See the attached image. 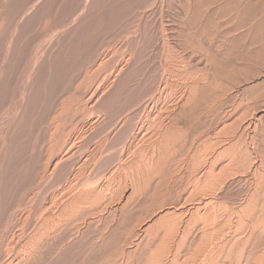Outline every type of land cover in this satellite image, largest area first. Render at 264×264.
I'll list each match as a JSON object with an SVG mask.
<instances>
[{"label": "rangeland", "instance_id": "1", "mask_svg": "<svg viewBox=\"0 0 264 264\" xmlns=\"http://www.w3.org/2000/svg\"><path fill=\"white\" fill-rule=\"evenodd\" d=\"M263 97L264 0H0V264H147L146 245L142 244L140 250L135 249L142 227L160 210L178 209L179 206L181 209L194 207L201 202L200 199L205 198L206 194L204 191L201 194L195 192L197 188L192 183L193 172H202L212 161H217L220 165L227 161V156L234 155V152L226 153L224 161L223 152L220 160V153L217 152L224 151V147L231 145L235 137L236 144L239 143L236 149L242 144L238 153L242 157L247 156L246 159L250 158L245 163L249 168L244 165V170L238 168V172L232 169V174H229L226 169L231 164L227 163L228 167L222 166L224 169L227 167L226 171L223 168L221 170L225 173L218 171L217 175L220 178L224 174L229 175L224 180L221 179L220 184L217 183L218 188L206 193L217 198V203L222 205V208L219 206L221 209L217 208L219 218L220 215L225 216L219 222L218 219L216 223L212 221V225L216 224L214 226L218 228L217 223L223 222L224 225L228 216L231 219L221 229L224 232H215L214 235L217 233L216 236H220L213 237L210 241L213 246H209L213 248L215 244L225 245L232 235L239 241L233 242L236 246L226 243V246L231 244V253L223 245L226 251H223V247L222 251L218 250V245V249L214 247L215 252L208 246L207 254L220 253L222 256L219 258V254L218 258L222 264H264ZM186 100L188 103L185 105L182 101ZM155 102L158 107L164 105V102L167 105L170 103L169 106L175 105L171 109V115L177 122L170 116L172 120L166 118L167 123L164 125L173 127L171 124H178L176 129H180L181 133L179 130L175 133L180 134V139L176 140L177 146L173 144L176 152L174 148L171 149L173 142L170 146V150L174 151L170 152L173 161L168 159V154L167 159L170 161L165 160L167 163L161 165L164 167L161 172H156V176L154 173L147 174L148 178L146 176L144 181L140 180L142 183L136 182L137 178L129 171L119 169L121 164H127L133 159L132 155H127L132 154L128 152V145L133 141V134L138 131V127L147 120L149 108ZM228 121L232 124L229 125ZM224 122L229 124L223 132L219 129L225 128L222 126ZM147 126V137L153 134L152 137L148 140L141 138L133 145L143 144L138 147L151 152L158 140L154 135L155 128L158 127ZM238 135L242 137L238 138ZM207 136L210 137L207 139ZM202 138H206V143ZM143 139L146 145L141 142ZM173 141L175 143V139ZM198 142L201 143L197 144ZM203 143H208L206 146L209 147H203ZM199 147L203 148L200 154ZM204 149L207 151L204 152L205 155ZM201 154L207 157L205 163L204 156H201L204 166L199 160L195 161L196 158L200 159ZM126 156L129 157L125 159ZM215 156L218 157L214 161ZM197 161L199 166L194 167L198 164ZM89 162L90 166H87ZM255 168L259 169V174L253 170ZM113 170L115 174L112 173ZM254 173L258 174L257 177ZM91 175L93 178H90ZM87 179L89 185L92 183L91 189L106 186V198H103L105 201H97L99 204L96 201H86L80 207L81 214L74 213L75 218L57 219V227L48 231L47 235H42L33 248L29 244L30 239L40 230V226L41 229H46L49 215L56 216L59 208L64 206V203H60L68 199V193L72 190L67 191L68 184L69 188H74V196L75 192L87 187L83 185ZM257 180L260 181L259 188L263 190L258 188ZM79 185L83 188H79ZM76 186L79 191H74ZM61 189L66 198L60 196ZM255 189L253 194L259 198L253 218H246L247 221L244 222L237 221L238 216L234 212L245 204V200L251 197ZM129 192L133 194H128ZM52 200L56 204L61 201L57 204L60 207ZM180 218L178 224L175 221L178 226L183 222L180 221L182 217ZM240 222H246L243 225L247 227ZM237 224H241L246 230ZM195 225L193 229L191 227L194 236L195 233L199 235V230H202L198 225L194 229ZM252 232L255 234V237L252 235L253 238L250 236ZM174 233L171 232L173 237L170 239L176 242L175 238L179 234L176 233L174 237ZM241 234L242 237L239 238ZM188 239V244L189 241L195 244H190V248L194 247L193 252L187 249L189 246L186 242L184 248L186 254L190 251L194 253L193 260L198 256L194 252L197 250L194 241L200 239ZM241 242H244L243 245ZM176 246L173 247L174 251ZM171 249L172 246L163 259L171 260L176 254ZM181 249V252H185L183 247ZM238 249L241 251L238 252ZM178 252L180 254V250ZM184 252L180 254L181 257L186 256ZM191 252L187 255H191ZM207 254L198 257L202 262L197 258L198 261L194 259L192 263L209 262ZM190 257L186 256L188 260ZM223 258L225 261H222ZM240 258L241 263L237 261ZM184 259L183 257L179 264ZM188 260L184 261L185 264Z\"/></svg>", "mask_w": 264, "mask_h": 264}, {"label": "bare ground", "instance_id": "2", "mask_svg": "<svg viewBox=\"0 0 264 264\" xmlns=\"http://www.w3.org/2000/svg\"><path fill=\"white\" fill-rule=\"evenodd\" d=\"M221 4V3H220ZM35 5V4H34ZM253 5V4H252ZM144 6V5H143ZM222 6V5H221ZM202 7V6H201ZM197 8V7H196ZM207 8V7H206ZM139 9V8H138ZM148 9V8H147ZM26 10V9H25ZM157 10V9H156ZM226 10V9H225ZM200 13V12H199ZM139 17V16H138ZM148 17V16H147ZM7 18V17H6ZM2 19V18H1ZM12 19V18H11ZM22 19V18H21ZM218 20V19H217ZM141 21V20H140ZM20 22V21H19ZM18 23V22H17ZM131 31V30H130ZM147 31V30H146ZM248 31V30H247ZM133 32V31H132ZM125 34V33H124ZM146 34V33H145ZM248 34H249V32H248ZM121 38V37H120ZM147 38V37H146ZM145 38V39H146ZM131 40V39H130ZM9 42V41H8ZM197 42V41H196ZM46 49V48H45ZM143 51V50H142ZM143 55V54H142ZM145 58V57H144ZM139 63V62H138ZM198 64V63H197ZM2 65V64H1ZM31 65V64H30ZM101 65V64H100ZM13 67V66H12ZM140 68V67H139ZM148 70V69H147ZM122 72V71H121ZM83 73V72H82ZM180 74V73H179ZM84 76V75H83ZM82 76V77H83ZM193 76V75H192ZM134 77V76H133ZM176 77V76H175ZM181 78V77H180ZM186 78V77H185ZM131 79V78H130ZM179 79V78H178ZM195 79V78H194ZM152 80V79H151ZM184 80V79H183ZM25 81V80H24ZM80 81V80H79ZM79 81H77V82H79ZM186 81V80H185ZM205 81V80H204ZM209 81V80H208ZM50 82V81H49ZM127 83V82H126ZM147 83V82H146ZM78 84V83H77ZM116 84V83H115ZM172 84V83H171ZM188 84V83H187ZM81 85V84H80ZM141 85V84H140ZM43 86V85H42ZM189 86V85H188ZM194 86H196V85H194ZM218 86V85H217ZM8 87V86H7ZM40 87V86H39ZM75 87V86H74ZM156 87V86H155ZM164 87V86H163ZM197 87V86H196ZM202 87V86H201ZM208 87V86H207ZM224 87V86H223ZM228 87V86H227ZM232 87V86H231ZM251 87V86H250ZM186 88V87H185ZM191 88H193V87H191ZM190 88V89H191ZM218 88V87H217ZM194 89H195V87H194ZM197 89V88H196ZM195 89V90H196ZM215 89V88H214ZM46 90V89H45ZM78 90V89H77ZM229 90H231V89H229ZM27 91V90H26ZM106 91V90H105ZM144 91V90H143ZM163 91V90H162ZM145 92V91H144ZM193 92V91H192ZM195 92V91H194ZM45 93V92H44ZM114 93V92H113ZM151 93V92H150ZM185 94V93H184ZM191 94V93H190ZM189 94V95H190ZM196 94V93H195ZM22 95V94H21ZM64 95V94H63ZM176 95V94H175ZM194 95V94H193ZM220 95V94H219ZM222 95V94H221ZM14 96V95H13ZM68 96V95H67ZM84 96V95H83ZM177 96V95H176ZM192 96V95H191ZM48 97V96H47ZM72 97H74V96H72ZM149 97H150V95H149ZM154 97V96H153ZM170 97V96H169ZM188 97V96H187ZM217 97V96H216ZM224 97V96H223ZM232 97V96H231ZM164 98V97H163ZM173 98H175V96L173 97ZM193 98V97H192ZM192 98H190V99H192ZM264 98V97H263ZM20 99V98H19ZM168 99V98H167ZM176 99V98H175ZM190 99H187V100H190ZM217 99H219V98H217ZM49 100V99H48ZM144 100V99H143ZM142 100V101H143ZM159 100V99H158ZM187 100L184 102V101H182L184 104L186 103H188L187 102ZM193 100V99H192ZM214 100V99H213ZM233 100V99H232ZM85 101V100H84ZM141 101V102H142ZM212 101V100H211ZM15 102H16V100H15ZM37 102V101H36ZM44 102V101H43ZM74 102V101H73ZM87 102V101H86ZM158 102V101H157ZM157 102H155V104H153L150 108H149V112H148V117H147V120L145 121V123H143V125L140 127H138V131L135 133V132H133V133H135V134H133L134 135V137H133V141L130 143V145H128V152H130V153H132V154H127V155H129V156H131L132 155V157H133V159L131 158L130 160V162L129 163H127V164H121V168L119 169L120 171L121 170H126V171H129L130 173H131V175L132 176H134V177H136L137 178V181L136 182H141L142 180L141 179H143V181H144V179L146 178V176H147V178H148V176L149 175H147V174H155L156 172L158 173V171H160L161 172V169L162 168H164L163 166H161V165H163V164H166L167 162L166 161H170V160H168L169 158H171V156H170V152H176V150H175V147H174V145L176 144V142H178V141H176V140H179L180 138H179V136H178V134H176L175 133V131H177V130H179V132L181 133V131H180V129H176V126L178 125H175V124H171L173 127H171V126H166V124L164 125V123L166 122V118L168 119V118H170V116H172L171 115V109H174L175 108V105L174 106H169V105H171L170 103H169V105H167V104H165V102H164V105H162L161 107H158V104H157ZM159 102H160V100H159ZM173 102H174V100H173ZM176 102H178V101H176ZM175 102V103H176ZM232 102V101H231ZM100 103V102H99ZM138 103V102H137ZM140 103V102H139ZM145 103V102H144ZM152 103H154V102H152ZM180 103V102H179ZM182 103V104H183ZM217 103V102H216ZM28 104V103H27ZM59 104V103H58ZM75 104V103H74ZM103 104V103H102ZM119 104V103H118ZM141 104V103H140ZM174 104V103H173ZM172 104V105H173ZM184 104H183V106H184ZM185 104V105H186ZM222 104V103H221ZM62 105V104H61ZM66 105V104H65ZM100 105V104H99ZM99 105H98V107H99ZM111 105V104H110ZM146 105V104H145ZM144 105V106H145ZM17 106V105H16ZM36 106V105H35ZM136 106V105H135ZM181 107V109L183 110V108L184 107H186V106H184V107ZM188 106V105H187ZM240 106V105H239ZM138 107V106H137ZM146 107V106H145ZM177 107H178V105H177ZM238 107V106H237ZM237 107H236V109H237ZM41 108V107H40ZM60 108V107H59ZM101 108H102V106H101ZM134 109H135V107H133ZM187 108V107H186ZM5 109H7V108H5ZM58 109V108H57ZM78 109V108H77ZM105 109V108H104ZM129 109V108H128ZM181 109H179L180 111H182ZM222 109V108H221ZM11 110V109H10ZM101 111H102V109H100ZM123 110V109H122ZM142 110V109H141ZM35 111V110H34ZM109 111V110H108ZM144 111V110H143ZM176 111H177V109H176ZM179 111V112H180ZM198 111V110H197ZM237 111V110H236ZM138 112V111H137ZM178 112V111H177ZM71 113V112H70ZM128 113V112H127ZM134 113V112H133ZM143 113V112H142ZM218 113V112H217ZM236 113V112H235ZM32 114V113H31ZM56 114V113H55ZM60 114V113H59ZM105 114V113H104ZM126 114V113H125ZM178 114V113H177ZM240 114V113H239ZM6 115V114H5ZM29 115V114H28ZM58 115V114H57ZM78 115V114H77ZM110 115V114H109ZM118 115V114H117ZM135 115V114H134ZM133 115V116H134ZM175 115V114H174ZM210 115V114H209ZM230 115V114H229ZM30 116V115H29ZM49 116V115H48ZM63 116V115H62ZM67 116V115H66ZM131 115H129V117H130ZM141 116V115H140ZM175 116H177V115H175ZM174 116H172V119L174 120V121H176L175 120V117L173 118ZM179 117V116H178ZM228 117V116H227ZM235 118V117H234ZM121 119V118H120ZM130 119H131V117H130ZM171 119V118H170ZM171 119V120H172ZM178 119V118H177ZM226 119V118H225ZM224 119V120H225ZM64 120V119H63ZM109 120V119H108ZM129 120V119H128ZM136 120V119H135ZM52 121V120H51ZM71 121V120H70ZM130 121V120H129ZM144 121V120H143ZM229 121H230V118H229ZM228 121V122H229ZM72 122V121H71ZM132 122V121H131ZM133 122H134V120H133ZM173 122V121H172ZM171 122V123H172ZM177 122V121H176ZM175 122V123H176ZM179 122V121H178ZM185 122V121H184ZM218 122V121H217ZM230 122H232V121H230ZM229 122V123H230ZM76 123V122H75ZM167 123V122H166ZM169 123V122H168ZM174 123V122H173ZM187 123V122H186ZM228 123V124H229ZM234 123V122H233ZM108 124V123H107ZM183 124V123H182ZM228 124L226 123V122H224L223 124H222V126H223V128L224 129H222V127H220V131H225L228 127ZM232 123H230L229 125H231ZM68 125V124H67ZM130 125H131V123H130ZM147 125H149V126H151L150 128H152V126H157L158 128H155V127H153V128H155L156 130V132L154 133V135H155V137L157 136V141L154 143V142H151V143H154V145L152 146V150H150L151 152H147V150L144 148H142L141 146L143 145H141L140 143V145L141 146H139L138 147V145L139 144H135V145H137V147L135 146V145H133L135 142L136 143H138L137 141H140V139L141 138H145V140H148L150 137H152V132H151V134L152 135H150V137H147V136H149V134L148 133H146L147 131H148V126ZM4 126V125H3ZM54 126V125H53ZM124 126H127V125H124ZM147 126V127H146ZM234 126V125H233ZM114 127V126H113ZM121 127V126H120ZM133 127V126H132ZM246 127H248V126H246ZM55 128V127H54ZM123 128V127H122ZM174 128V129H173ZM114 129V128H113ZM120 129V128H119ZM158 129V130H157ZM161 129H163L162 131H161ZM222 129V130H221ZM230 129V128H229ZM239 129V128H238ZM127 130V129H126ZM149 130H151V129H149ZM1 131V130H0ZM203 131V130H202ZM230 131V130H229ZM232 131V130H231ZM244 132V131H243ZM129 133H131V132H129ZM128 133V134H129ZM220 133V132H219ZM236 133V132H235ZM96 134V133H95ZM220 134H222V132L220 133ZM229 134V133H228ZM62 135V134H61ZM120 135H122L121 134V131H120ZM126 135V134H125ZM175 135H177V137L175 136ZM180 135V134H179ZM181 135H183V134H181ZM225 135V134H224ZM56 136V135H55ZM119 136V135H118ZM129 136H131V135H129ZM240 135H238V138H241L242 136H240ZM59 137V136H58ZM147 137V138H146ZM154 137V136H153ZM181 137V136H180ZM185 137V136H184ZM208 137H210V136H207V139H208ZM233 137V136H232ZM177 138V139H176ZM179 138V139H178ZM183 138V137H182ZM193 138H194V136H193ZM75 139V138H74ZM104 139V138H103ZM152 139V138H151ZM150 139V140H151ZM175 139V143H174V140ZM196 139V138H195ZM88 140V139H87ZM116 140V139H115ZM121 140V139H120ZM144 139L141 141V142H143V141H145ZM181 140H183V139H181ZM187 140V139H186ZM191 140H192V138H191ZM202 140H203V138H202ZM202 140H201V142H202ZM205 140H206V138H205ZM205 140H203L204 142H205ZM230 140V139H229ZM236 137H235V139L233 140V143L235 142V144L233 145V143H231V145L230 144H228V145H230V146H228L227 145V148L226 147H224V149H221V150H224V151H220V152H217V153H220V154H218V156L220 157L218 160H220L221 159V156H222V154H224L223 156H222V160L226 157V153H232V152H234L235 154L234 155H229V156H227L228 157V160L226 161H224V163L223 164H219L217 161H215L214 159H216V157H218V156H215L214 158H213V160L215 161V162H213L212 160V162L210 163V165H207L208 167L207 168H205V170H203L202 172L200 171L199 173H198V171L197 172H193L194 174H192V175H194V182H192L193 184L195 183L196 185H194V188L196 187L197 189H196V191L195 192H197L198 191V193H203L202 191H204V194H206V196H205V198H202V199H200L201 200V202H199L196 206H194V205H192V206H194V207H187V208H183V209H181V207L179 208L178 207V209L177 208H169V209H167L166 208V210H164V211H162V210H160L161 212H159V213H157V211L155 212V213H157L152 219H151V221H149L148 223L146 222V224L142 227V234H141V236H140V238L138 239V241H137V244H136V247H135V249H136V251H137V249H139L141 246H142V244H144V245H146L145 247H147V259L145 260L146 261V263L147 264H179L180 263V260L184 257L185 259L184 260H182L181 261V264H185V262H187V258L189 257V256H191L189 259L190 260H188L189 262L187 263V264H191L192 263V261H195V260H197L198 261V259L200 258L199 256L201 255V256H203V255H205V254H207V251H208V246H209V244H210V246L212 245L213 246V244H211V240H213L214 238L213 237H217L218 238V236H220L219 234L221 233V231L223 230V226H225L226 224V222H228V219L230 218V216H228L229 218L228 219H226L225 220V222H224V225H223V222L222 223H217V224H219L218 225V228L216 227L215 228V226L214 225H216V224H214V225H212V221H214V223H216L215 221H217V219H218V222H219V219L220 218H222L223 219V217H225V216H223V217H221V215H220V218H219V216H218V212H219V209H217L219 206L222 208V205L220 204V203H217V198H214V196H212L210 193L209 194H207L208 193V191L210 190V192L212 191V189L213 190H215V188L217 187V183L218 184H220L219 182H221L222 180L221 179H223L224 177H227L229 174H232L231 172L233 171L232 169H234V170H237L238 168H239V170L240 169H242V170H244L243 168H245L246 167V161H248L249 159H246L247 158V156H245V157H242L241 156V154L240 153H238V149H239V147L242 145L241 143V145L238 147V149H236L237 147V144L239 145V143L237 142V144H236ZM118 141V140H117ZM184 141V140H183ZM188 141V140H187ZM200 141V140H199ZM238 141H239V139H238ZM85 142V141H84ZM127 142V141H126ZM148 142V141H147ZM150 142V141H149ZM173 142V143H172ZM195 142V141H194ZM200 142V143H201ZM209 142H211V141H209ZM208 142V143H209ZM144 143V142H143ZM146 143V142H145ZM144 143V144H145ZM150 143V144H151ZM171 143H172V145H173V147L171 148V149H173L174 148V151H171L170 150V146H172L171 145ZM184 143V142H183ZM187 143V142H186ZM199 142L197 143V144H200ZM206 143V142H205ZM205 143H203V144H201L202 146L205 144ZM207 143V144H208ZM73 144V143H72ZM129 144V143H128ZM192 144H193V142H192ZM191 143H190V146L192 145ZM207 144H205V146H203V147H209V146H206ZM210 144V143H209ZM208 144V145H209ZM116 145V144H115ZM115 145H114V147H115ZM146 145V144H145ZM148 145H149V143H148ZM179 145V144H178ZM181 145V144H180ZM179 145V146H180ZM183 145V144H182ZM187 145V144H186ZM200 145V146H201ZM102 146H103V144H102ZM108 146V145H107ZM176 146H177V144H176ZM178 146V147H179ZM111 147V146H110ZM149 147V146H148ZM177 147V148H178ZM184 147H186V146H184ZM188 148H191V147H189V146H187ZM70 148V147H69ZM73 148V147H72ZM116 148V147H115ZM141 148V149H140ZM150 148V147H149ZM194 148V147H193ZM197 148H198V146L197 147H195V152H197L196 150H197ZM68 149V148H67ZM98 149V148H97ZM108 149H110V148H108ZM125 149V148H124ZM148 149V148H147ZM180 149V148H179ZM183 149V148H182ZM199 151L200 152H198L199 154L202 152V149L199 147ZM206 149V148H205ZM203 150V153L204 152H207L206 150ZM61 150V149H60ZM117 150V149H116ZM148 150V151H149ZM170 150V151H169ZM187 150V149H186ZM241 150V149H240ZM240 150H239V152H240ZM244 150V149H243ZM69 151V150H68ZM98 151V150H97ZM100 151V150H99ZM107 151V150H106ZM110 151V150H109ZM111 151H112V149H111ZM118 151H120V149L118 150ZM123 151V150H122ZM127 151V150H126ZM180 151V150H179ZM191 151V150H190ZM217 151H219V150H217ZM237 151V152H236ZM245 151H246V149H245ZM263 151V150H262ZM54 152V151H53ZM61 152V151H60ZM84 152V151H83ZM94 152V151H93ZM113 152V151H112ZM178 152V151H177ZM221 152H223L222 154H221ZM242 152V151H241ZM114 153V152H113ZM127 153V152H126ZM193 153V152H192ZM197 153V156L199 155ZM243 153V152H242ZM247 153V152H246ZM71 154V153H70ZM94 154H96V152L94 153ZM168 154H169V157H168ZM206 153H204V155H205ZM65 155H66V153H65ZM75 155V154H74ZM171 155H173L172 153H171ZM186 155H188V154H186ZM191 155V154H190ZM193 155H194V153H193ZM193 155H192V159H193ZM204 155H200V159H195V161L196 160H199V162L201 163L203 160H205V158H207V157H205ZM263 155V154H262ZM79 156V155H78ZM94 156V155H93ZM102 156V155H101ZM113 156V155H112ZM128 156V157H129ZM195 156H196V154H195ZM194 156V157H195ZM196 156V157H197ZM201 156H202V158H203V156H204V158H203V160H202V158H201ZM127 156H126V158L125 159H127L128 158ZM167 157H168V159H167ZM175 157V156H174ZM199 157V156H198ZM224 157V158H223ZM226 157V158H227ZM108 158V157H107ZM225 158V159H226ZM60 159V158H59ZM73 159V158H72ZM110 159V158H109ZM118 159V158H117ZM120 159V158H119ZM124 159V160H125ZM172 159H174L173 157L171 158V160ZM193 159V160H194ZM210 159V158H209ZM264 159V158H263ZM57 160V159H56ZM99 160V159H98ZM115 160V159H114ZM121 160H122V158H121ZM129 160V159H128ZM166 160V161H165ZM201 160V161H200ZM64 161H66L65 159H64ZM72 161V160H71ZM70 161V162H71ZM108 160H106V162H107ZM173 161V160H172ZM206 161L207 160H205V161H203V162H205L206 163ZM60 162H61V160H60ZM76 162V161H75ZM78 162V161H77ZM96 162V161H95ZM97 162H99V161H97ZM103 162H105V161H103ZM127 162V161H126ZM162 162H165V163H162ZM199 162L197 161L196 163H198V164H195V165H197V166H195L194 165V167H198L199 166ZM221 162V161H220ZM57 163V162H56ZM55 163V164H56ZM111 163V162H110ZM117 163V162H116ZM123 163V162H122ZM170 163V162H169ZM178 163V162H177ZM189 163L191 164V161H189ZM231 164V166H227L226 164ZM232 163H235V165L233 166V164ZM248 163V162H247ZM61 164V163H60ZM172 164V163H171ZM202 164V163H201ZM57 165V164H56ZM69 165V164H68ZM86 165V164H85ZM119 165V164H118ZM173 165V164H172ZM177 165V164H176ZM203 165V164H202ZM224 165H226L225 167L227 168H225L226 170H228V175H225L224 174V177L223 178H220V176H218L217 175V172L218 171H221L222 170V168L224 169V167H222V166H224ZM244 165H245V167H244ZM249 165V164H248ZM251 165V164H250ZM59 166V165H58ZM80 166V165H79ZM87 166H90V162H89V165H87ZM86 166V167H87ZM97 166H98V164H97ZM110 166H113V165H110ZM165 166V165H164ZM178 166V165H177ZM204 166V165H203ZM234 168H233V167ZM238 166V167H237ZM48 167V166H47ZM56 167V166H55ZM73 167V166H72ZM82 167V166H81ZM95 167V166H94ZM99 167V166H98ZM104 167H106V166H104ZM165 167H167V165L165 166ZM168 167H170V166H168ZM176 167V166H175ZM174 167V168H175ZM190 167V166H189ZM191 167H192V164H191ZM230 167H232V168H230ZM235 167H237L236 169H235ZM248 167V166H247ZM246 167V168H247ZM54 168V167H53ZM61 168V167H60ZM80 168V167H79ZM83 168V167H82ZM117 168H118V166H117ZM171 168H173V167H171ZM173 168V169H174ZM200 168V167H199ZM249 168V167H248ZM247 168V169H248ZM259 168V167H258ZM258 168H255V169H253L255 172L258 170L259 171V169ZM77 169V168H76ZM85 169L86 168H84V172H85ZM95 169V168H94ZM97 169V168H96ZM103 169V168H102ZM189 169V168H188ZM194 169V168H193ZM195 169H197V168H195ZM224 169V170H225ZM229 169H231V170H229ZM54 170V169H53ZM72 170V169H71ZM105 170V169H104ZM107 170H109V169H107ZM106 170V171H107ZM118 170V172H120ZM166 170H167V168H166ZM223 170V171H224ZM225 170V171H226ZM239 170H237L238 172H239ZM79 171V170H78ZM77 171V172H78ZM82 171V170H81ZM97 171V170H96ZM105 171V172H106ZM164 171V170H163ZM177 171V170H176ZM190 171H191V169H190ZM223 171H221L220 173L221 174H223V173H225V171L223 172ZM247 171V170H246ZM257 171V173L259 174V172ZM97 172H99V171H97ZM102 172V171H101ZM124 172V171H123ZM128 172V173H129ZM165 172V171H164ZM245 172V171H244ZM50 173V172H49ZM79 173V172H78ZM112 173H114V170L112 171ZM121 173V172H120ZM167 173V172H166ZM192 173V172H191ZM220 173H219V175H220ZM234 173H235V171H234ZM233 173V174H234ZM241 173V172H240ZM45 174V173H44ZM66 174V173H65ZM80 174V173H79ZM94 174H95V172H94ZM97 174V173H96ZM103 174H105V173H103ZM115 174V173H114ZM160 174V173H159ZM164 174V173H163ZM245 174V173H244ZM258 174H255L254 173V175L256 176V175H258ZM81 175V174H80ZM237 175V174H236ZM243 175V174H242ZM248 175V174H247ZM250 175H252V174H250ZM73 176H74V174H73ZM72 176V177H73ZM102 176V175H101ZM112 176V175H111ZM115 176V175H114ZM121 176V175H120ZM132 176H131V178H132ZM153 176V175H152ZM151 175H150V177H152ZM155 176H156V174H155ZM157 176H158V174H157ZM191 176V175H190ZM223 176V175H222ZM231 176V175H230ZM229 176V177H230ZM233 176H235V175H233ZM41 177V176H40ZM92 177V175L90 176V178ZM133 177V178H134ZM228 177V178H229ZM241 177V176H240ZM257 177V176H256ZM261 177V176H260ZM52 178V177H51ZM74 179H75V177H73ZM72 178V179H73ZM83 178V177H82ZM93 178V177H92ZM115 178V177H114ZM155 178V177H154ZM247 178H249V177H247ZM246 178V179H247ZM73 179V180H74ZM110 179H112V178H110ZM164 179V178H163ZM246 179H245V181H246ZM256 179V178H255ZM254 179V180H255ZM91 180V179H90ZM113 180V179H112ZM141 180V181H140ZM180 180V179H179ZM224 180V179H223ZM226 180V179H225ZM261 180V179H260ZM43 181V180H42ZM82 181V180H81ZM89 180L87 179V181L85 182V184H83L84 183V181H83V185L84 186H87V187H84L81 183V185L84 187V188H88V190H84V188H83V190H80V192H75V194H74V196H73V194H72V192H73V189L74 188H69V185L70 184H68V186L66 187L67 188V191H68V189H72L71 191H70V193H68V192H66V193H68L69 195H68V199L66 200V202H62V203H60V202H58V203H60V204H63L64 206H62V208L60 209L59 208V211H58V214L56 213V212H54V213H56L57 215L56 216H52V214H51V216L49 215V218H48V220H47V223H46V225L45 224H43V225H45V227H46V229L44 228V229H41V226H40V230L39 231H37V233L30 239V245L33 247V248H35L36 247V245H37V242L39 241V239H41V237H43L42 235H45L48 231H52L54 228H56L57 227V225H58V223H59V221L62 219V220H66V219H69V217L70 218H72L73 216H74V213H76V212H79V210L81 209L80 207H82V204H84L86 201L88 202V203H92V201H96V203H97V201H99V202H101V199H103V198H106V197H104L105 196V192H106V186L104 187H99V188H97V187H94V189H93V187H92V189H91V184L92 183H90V185H89V182H88ZM98 181V180H97ZM133 181H134V179H133ZM152 181H153V179H152ZM239 181V180H238ZM258 181V180H257ZM92 182V181H91ZM95 182V181H94ZM147 182H148V179H147ZM146 182V183H147ZM250 182V181H249ZM35 183V182H34ZM71 183V182H70ZM142 183V182H141ZM30 184V183H29ZM72 184V183H71ZM76 184V183H75ZM86 184H88L89 185V187H88V185H86ZM94 184V183H93ZM151 184V183H150ZM173 184V183H172ZM222 184V183H221ZM245 184V183H244ZM43 185V184H42ZM74 185V184H73ZM107 186H108V184H106ZM137 185H138V183H137ZM146 185V184H145ZM165 185V184H164ZM258 185H260V181H258V183H257V186ZM30 186V185H29ZM36 186V185H35ZM46 186V185H45ZM96 186V185H95ZM114 186V185H113ZM141 186V185H140ZM221 186V185H220ZM253 186V185H252ZM256 185H255V187H257ZM27 187V186H26ZM79 188H81V186L79 185L78 186ZM163 187V186H162ZM239 187V186H238ZM248 187V186H247ZM261 187H262V185H261ZM81 188V189H82ZM90 188V189H89ZM137 188H139V187H137ZM141 188V187H140ZM149 188V187H148ZM218 188V187H217ZM223 188V187H222ZM258 188H259V186H258ZM65 189V188H64ZM167 189V188H166ZM260 189V188H259ZM262 189V188H261ZM260 189V190H261ZM32 190H33V188H32ZM78 189H77V186H76V189L74 190V191H77ZM199 190H201V191H199ZM263 190V189H262ZM61 191H62V189H61ZM66 191V190H65ZM79 191V190H78ZM140 191H142V190H140ZM162 190H160V192H161ZM206 191H207V193H206ZM234 191V190H233ZM252 191V190H251ZM254 191L256 192V189L255 190H253V192H252V195H251V197L249 196L248 197V199L247 200H245L246 202H245V204H243L241 207H239L237 210H236V212H234V213H236L237 215L236 216H238V218H237V221H242V222H244V221H247L246 220V218L248 219V218H253V215L255 214V209H256V204L258 203V202H256V201H258L257 200V198H259V196H256V194L254 195L253 193H254ZM164 192V191H163ZM258 192V191H257ZM34 193V192H33ZM58 193V192H57ZM74 193V192H73ZM200 193V194H201ZM214 193V192H213ZM264 193V192H263ZM262 193V194H263ZM61 194H63V191H62V193H60V196H65L64 198H66V195H61ZM107 194H108V192H107ZM123 194V193H122ZM128 194H133V193H131V192H129ZM54 195V194H53ZM58 195V194H57ZM117 195V194H116ZM136 195H137V193H136ZM150 195V194H149ZM214 195V194H213ZM216 195V194H215ZM258 195V194H257ZM131 196V195H130ZM135 196V195H134ZM188 196V195H187ZM218 196V195H217ZM256 196V197H255ZM57 197V196H56ZM62 197V198H63ZM111 197H112V195H111ZM127 197H128V195H127ZM127 197H126V199H127ZM135 197H138V196H135ZM134 197V198H135ZM262 197H263V195H262ZM107 198H109V197H107ZM131 198V197H130ZM155 198V197H154ZM157 198V197H156ZM160 198V197H159ZM180 198V197H179ZM56 198H54V200H55ZM58 199V198H57ZM112 199V198H111ZM192 199V198H191ZM27 200V199H26ZM54 200H52L53 201V203H55L56 202V200H55V202H54ZM62 200H64L65 201V199H62ZM189 200V199H188ZM199 200V201H200ZM264 200V199H263ZM59 201V200H58ZM105 200L103 199V201L102 202H104ZM131 201V200H130ZM259 201H260V199H259ZM25 202V201H24ZM107 202V201H106ZM127 202V201H126ZM180 202V201H179ZM188 202V201H187ZM232 202V201H231ZM57 203V204H58ZM125 203V202H124ZM148 203V202H147ZM186 203V202H185ZM193 203V202H192ZM236 203V202H235ZM52 204V203H51ZM56 204V203H55ZM56 204V205H57ZM59 204V205H60ZM97 204H99V203H97ZM101 204V203H100ZM107 204V203H106ZM129 204V203H128ZM143 204V203H142ZM220 204V205H219ZM30 205V204H29ZM124 205V204H123ZM147 205V204H146ZM187 205V204H186ZM50 206V205H49ZM52 206V205H51ZM50 206V207H51ZM58 206V205H57ZM85 206V205H84ZM91 206V205H90ZM102 206V205H101ZM110 206V205H109ZM4 207V206H3ZM6 207H8V206H6ZM50 207H47L48 209L50 208ZM55 207V206H54ZM58 207H60V206H58ZM92 207V206H91ZM94 207V206H93ZM99 207H100V205H99ZM219 207V208H220ZM13 208V207H12ZM16 208V207H15ZM47 208H45V209H47ZM56 208V207H55ZM220 208V209H221ZM264 208V207H263ZM11 209V208H10ZM36 209H38V208H36ZM47 209V210H48ZM57 209V208H56ZM217 209V210H216ZM258 209V208H257ZM44 210V209H43ZM42 210V211H43ZM58 210V209H57ZM121 210V209H120ZM151 210V209H150ZM157 210V209H156ZM262 210V209H261ZM261 210H260V212H261ZM11 211V210H10ZM81 211V210H80ZM125 211V210H124ZM13 212V211H12ZM46 212H48V211H46ZM85 212V211H84ZM259 212V211H258ZM264 212V211H263ZM98 213H99V211H98ZM46 214V213H45ZM50 214V213H49ZM77 214V213H76ZM79 214H81L80 212H79ZM219 214H220V212H219ZM257 214H259V213H257ZM262 214H264V213H262ZM229 215V214H228ZM260 215V214H259ZM78 216V215H77ZM95 216V215H94ZM45 217V216H44ZM44 217H43V222H45V220H44ZM80 217V216H79ZM88 217V216H87ZM114 217V216H113ZM145 217V216H144ZM150 217V216H149ZM152 217V216H151ZM180 217H182V220H180V221H183L182 223L180 222V225L178 226L177 224H178V220H179V218ZM255 217V216H254ZM257 217V216H256ZM255 217V218H256ZM260 217V216H259ZM47 218V217H46ZM45 218V219H46ZM74 218H75V216H74ZM106 218V217H105ZM176 218H178V219H176ZM263 218H264V215H263ZM262 217L260 218V219H263ZM59 221H58V220ZM76 219H78V218H76ZM112 219V218H111ZM181 219V218H180ZM257 219V218H256ZM84 220V219H83ZM230 220L231 219H229V222H230ZM249 220V219H248ZM254 220V219H253ZM58 221V222H57ZM131 221V220H130ZM137 221V220H136ZM177 222V224H176V222ZM255 221V220H254ZM5 222V221H4ZM220 222H221V220H220ZM232 222V221H231ZM242 222H240L242 225L243 224H245V223H242ZM251 222V221H250ZM7 223V222H6ZM14 223V222H13ZM61 223V222H60ZM76 223H77V221H76ZM197 223H200V225H202L201 227L199 226V224H197ZM239 223V222H238ZM255 223V222H254ZM256 223H257V221H256ZM9 224V223H8ZM62 224V223H61ZM196 224V225H195ZM241 224H237L238 225V227H239V225H241ZM247 224V223H246ZM252 224V223H251ZM264 224V223H263ZM43 225H42V228H43ZM193 225H195L194 226V229H195V227L198 225L200 228H202V230H199V235L198 234H196L195 232V236L192 234V229H193ZM211 225L212 226H214V228H212L211 227ZM235 225V224H234ZM240 226V227H243V226ZM71 226V225H70ZM99 226V225H98ZM197 226V227H198ZM222 227V228H220V227ZM232 226V225H231ZM8 227V226H7ZM95 227V226H94ZM108 227V226H107ZM191 227H192V229H191ZM230 227V226H229ZM244 227H247L246 225L244 226ZM243 227V228H244ZM254 227H256L255 225H254ZM253 227V228H254ZM9 228V227H8ZM220 228V229H219ZM227 228V227H226ZM253 228L250 230V231H252L253 230ZM264 228V227H263ZM199 229V228H198ZM222 229V230H221ZM229 229V228H228ZM234 229H236V227L234 228ZM238 229V228H237ZM245 229V228H244ZM256 229V228H255ZM8 230V229H7ZM62 230V229H61ZM99 230V229H98ZM221 230V231H220ZM246 230V229H245ZM59 231V230H58ZM89 231V230H88ZM101 231V230H100ZM131 231V230H130ZM163 231V234H166L165 236H168V235H170L171 234V232L172 233H174V232H176V233H178L179 234V236H177V238H175L176 239V242H175V240H173V239H170V238H172L173 237V235L171 236V237H164V235L162 234L161 235V232ZM194 231V230H193ZM219 232V234H218V236H216L217 235V233H216V235H214L215 234V232ZM225 231V230H224ZM224 231H222V232H224ZM231 231V230H230ZM235 231V233L237 232L236 230H234ZM240 231V230H239ZM242 231V230H241ZM2 232V231H1ZM74 232V231H73ZM99 232V231H98ZM227 232V231H226ZM245 232V231H244ZM243 232V233H244ZM253 232H255V230L253 231ZM253 232H252V234L250 235L252 238H253V236L255 235H253ZM127 233V232H126ZM176 233H174V235L176 234ZM198 233V232H197ZM228 233V232H227ZM230 233V232H229ZM10 234V233H9ZM65 234V233H64ZM177 234V235H178ZM238 234V233H237ZM250 234V233H249ZM264 234V233H263ZM6 235V234H5ZM47 235V234H46ZM49 235V234H48ZM229 235V234H228ZM227 235V236H228ZM232 235V234H231ZM236 235V234H235ZM244 235V234H243ZM253 235V236H252ZM192 236H194V237H192ZM233 237L231 238V239H228V238H226V239H228V241H226V243H233V242H238L239 241V239L237 238V237H235L234 235H232ZM249 236V237H250ZM61 237V236H60ZM129 237V236H128ZM174 237H176V235L174 236ZM192 238V239H194V238H199L198 240L199 241H201L200 243H201V246H198V244H200L199 243V241H197V240H195L194 242L196 243V249L197 250H194V252H195V255H198L197 256V258H193V260H192V256L194 255V253L192 254V252H193V250L192 249H194V247H192V242H190L189 241V243L190 244H192L191 245V247L192 248H190V244H188L187 242H188V240H190V239H188V238ZM239 237V236H238ZM242 237V234H241V236L239 237V238H241ZM255 237V236H254ZM21 238V237H20ZM29 238V237H28ZM45 238V237H44ZM123 238V237H122ZM163 239V241H162V239ZM167 238V239H166ZM168 238H169V240H168ZM220 239H221V237H219ZM43 239V238H42ZM188 239V240H187ZM223 239H225V238H223ZM249 239V238H248ZM256 239V238H255ZM172 240V241H171ZM216 240V239H215ZM251 240V239H250ZM9 241V240H8ZM17 241V240H16ZM70 241V240H69ZM128 241V240H127ZM187 241V242H186ZM219 241V240H218ZM242 241V240H241ZM246 241V240H245ZM252 241V240H251ZM24 242V241H23ZM64 242V241H63ZM163 242V243H162ZM178 242V243H177ZM185 242L188 244V250L189 249H191V255H187V254H190V252L189 253H187L186 254V248H184V245H185ZM193 242V243H194ZM210 242V243H209ZM213 242V241H212ZM215 242V241H214ZM221 242V241H220ZM26 243V242H25ZM28 243V242H27ZM226 243H225V245H224V243L223 244H221V246H220V244H218L217 246L220 248V249H218V247L216 246V244H215V246H216V249H218V250H221L222 251V249H221V247H223V246H226ZM242 243V242H241ZM244 243V242H243ZM243 243H242V245H243ZM16 244V243H15ZM23 244V243H22ZM176 244H177V246H176ZM234 244H235V246H236V243H233V246H234ZM253 244V243H252ZM13 245V244H12ZM34 245H35V247H34ZM41 245V244H40ZM121 245V244H120ZM123 245H125V244H123ZM223 245V246H222ZM231 245V244H230ZM230 245H228L227 244V248H229V251L228 252H230L231 253V251L233 252V250H231V249H233L232 247L230 248ZM237 245H239L238 243H237ZM245 245H248V243L247 244H245ZM244 245V246H245ZM251 245V244H250ZM171 246H172V249H173V247L174 246H176L175 248H176V251L178 250H180V254L182 253V252H184V251H182L181 252V248L183 247V250H185V254H186V256H187V258H186V256H182L181 257V255L179 254V252L177 251H174V249H173V252H175L174 254V256H172L171 257V260H166V259H163L164 257H166L169 253H168V250L171 248ZM193 246H195V244L193 245ZM209 246V247H210ZM214 246V247H215ZM229 246V247H228ZM244 246H243V248H244ZM263 246V245H262ZM7 247V246H6ZM121 247V246H120ZM144 247V248H145ZM185 247H186V245H185ZM214 247L212 248V247H210V248H212V250L214 249ZM240 248H241V245L239 246ZM251 247V246H250ZM32 248V249H33ZM70 248V247H69ZM236 248V247H235ZM242 248V249H243ZM53 249V248H52ZM146 249V248H145ZM171 249V250H172ZM216 249H214V252L216 251ZM261 249V248H260ZM75 250V249H74ZM73 250V251H74ZM97 250V249H96ZM140 250V249H139ZM226 251V249H224V247H223V251ZM231 250V251H230ZM244 250V249H243ZM34 251V250H33ZM144 251V250H143ZM143 251H142V253H143ZM220 251V252H221ZM239 251H241L240 249H238V252ZM24 252V251H23ZM71 252V251H70ZM69 252V253H70ZM171 252V251H170ZM188 252V251H187ZM218 252V251H217ZM226 253V254H228V255H230L229 253ZM236 252V251H235ZM234 252V253H235ZM141 253V252H140ZM183 253V254H184ZM202 253H204V254H202ZM209 254H207L206 256H208L207 257V259H209L208 261L209 262H206L205 261V264L206 263H208V264H222L221 263V260L219 261V258L222 256L220 253V256H219V254H217V255H212V254H210L211 252H208ZM237 253V252H236ZM244 253V252H243ZM250 253V252H249ZM119 254V253H118ZM129 254V253H128ZM215 254V253H214ZM240 254H242V253H240ZM240 254H237V255H240ZM251 254V253H250ZM253 254V253H252ZM258 254H260V253H258ZM85 255V254H84ZM232 255H233V253H232ZM30 256V255H29ZM106 256V255H105ZM121 256V255H120ZM137 256V255H136ZM181 257V259L179 258V257ZM218 256H219V258H218ZM235 256H236V254H235ZM244 256V255H243ZM248 256V255H247ZM263 256H264V254H263ZM262 256V257H263ZM50 257V256H49ZM195 257V256H194ZM229 257V256H228ZM240 257V256H239ZM253 257V256H252ZM261 257V258H262ZM169 258V257H168ZM202 258V257H201ZM203 258H205V257H203ZM225 258H226V256H225ZM229 258H231V257H229ZM234 258V257H233ZM232 258V259H233ZM238 258V257H237ZM248 258V257H247ZM246 258V259H247ZM118 259V258H117ZM180 259V260H179ZM187 259V260H186ZM195 259V260H194ZM228 259V258H227ZM22 260V259H21ZM135 260H137V259H135ZM203 260V259H202ZM229 260V259H228ZM235 260V259H234ZM239 260H241L242 261V259L240 258V259H238L237 261L238 262H240L241 263V261H239ZM253 260V259H252ZM258 260V259H257ZM260 260V259H259ZM185 261V262H184ZM197 261L195 262V264H197ZM199 261H201L200 259H199ZM222 261H225L224 260V258L222 259ZM138 262V261H137ZM183 262V263H182ZM202 262V261H201ZM115 263V262H114ZM194 263V262H193ZM192 263V264H193ZM199 263V262H198ZM228 263V262H227ZM231 263V262H230ZM139 264H140V262H139ZM203 264V263H202ZM231 264H233V263H231ZM236 264V263H235ZM245 264V263H244Z\"/></svg>", "mask_w": 264, "mask_h": 264}]
</instances>
